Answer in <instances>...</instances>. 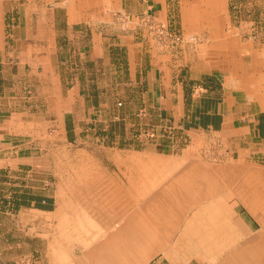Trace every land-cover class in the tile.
Wrapping results in <instances>:
<instances>
[{
  "label": "crops",
  "instance_id": "1",
  "mask_svg": "<svg viewBox=\"0 0 264 264\" xmlns=\"http://www.w3.org/2000/svg\"><path fill=\"white\" fill-rule=\"evenodd\" d=\"M171 9L169 0H0V81L10 86L0 94V151L29 153L15 155L10 168L28 169L29 180L34 173V180L46 185L47 155L33 159L30 154L47 151L45 144L28 146L19 141L21 136L53 135L63 141L70 136L75 145L95 129L106 135L114 121L124 124L125 114L115 120L100 113L111 103L103 95L112 85L136 96L137 100L122 98L124 106L135 100L137 108L165 115L186 134L220 133L238 152L264 156V42L259 35L229 27L228 0H184L179 17L183 34L176 43L183 52L178 57L147 40L137 27L121 30L115 21L122 14L148 13L175 25ZM194 31L203 35L201 42L188 46L191 40L185 36ZM196 81L201 88L187 96L184 86ZM238 162L233 167H246L248 172L229 177L231 191L220 192V183L229 178L219 181L215 175L216 181H205L209 187L187 183L190 191L186 190H197V198L188 192L160 195L151 215L184 216L177 220L168 245L160 244L159 227L149 228L151 239L141 245L147 231L143 223L129 232L123 222L110 223L99 239L72 245L71 253L56 240L54 245L40 240L38 246L48 255L39 263L264 264V175H256L264 172V164ZM236 184L249 186L235 190ZM42 190L37 188L39 195L24 190L17 206L28 208L15 206L8 212L9 225L25 228L27 220L19 215L23 212L31 221H47L51 197ZM181 199L200 203L191 202L188 208L181 203L160 206ZM113 235L119 236L115 243ZM21 241L31 248L25 233ZM133 246L151 249L152 256L144 261Z\"/></svg>",
  "mask_w": 264,
  "mask_h": 264
},
{
  "label": "rangeland",
  "instance_id": "2",
  "mask_svg": "<svg viewBox=\"0 0 264 264\" xmlns=\"http://www.w3.org/2000/svg\"><path fill=\"white\" fill-rule=\"evenodd\" d=\"M169 4L172 8L171 20L175 25L173 22L169 23L168 19L164 20L158 15L148 13L135 17L122 14L118 15L115 21L122 27L121 30L137 27L147 40H153L160 48L162 47V50L178 57L183 51L171 43L177 39L178 43H181L183 31L180 29L179 17L184 0H169ZM228 10L231 20L229 27L236 28L240 33L250 32L252 36L259 35L260 42H264V0H228ZM156 30L165 38L162 43H158L149 35ZM202 36L198 31L190 32L185 37L194 42L186 43L188 46L190 43L199 44ZM189 51L188 55H191ZM104 82H107V79L101 81ZM200 84L199 81L186 84L185 94L194 95L196 89L201 88ZM9 87L6 82L0 81V94ZM103 96L111 100V103L103 105L100 113L106 112L115 120L125 114L127 119L124 124H120L119 120L114 121L116 123L113 129L111 128L106 135L95 129L88 137L81 136L79 140L77 139L75 145L70 141V136L67 139L64 137V141L53 135L21 136L23 139H19L28 146H35L36 143L45 144L47 151L42 153L32 151L30 154L33 159L39 154L47 155L48 184L39 185L38 180H34V173L33 178L29 180L28 169L17 171L10 168L15 155L24 156L29 154L28 152L17 153L10 148L0 151V264H42L43 262H39L41 258L45 261L48 250L38 246L40 240H46L52 245L56 240L58 245H63L64 249L71 253L72 245H87L99 239L104 233L105 224L107 226L110 223L123 222L128 225V232L136 224L143 223L147 231L143 234L144 241L138 242L141 245L142 243L148 245L151 239L149 228L156 226L157 230L159 227L160 244L168 245L171 233L176 229L175 225H179L177 220L184 216L151 215L153 207L161 201L159 200L161 194L169 197L175 192H188L197 198L199 195L197 190H194V194L189 192L190 187L187 185L189 181H193L192 186L198 189L202 186L209 187V183L205 181H216L215 175L219 181L233 175L244 176L248 168L233 167L239 163L238 160L246 159L257 165L264 164L263 155L238 152L230 139L220 133L204 132L189 135L175 127L173 121L165 115L146 110H144L146 113L143 112L140 105L137 108L136 96L119 86L112 85ZM130 96L135 99L134 103L124 106L122 98ZM125 128L128 130L127 135ZM65 139L71 144L65 142ZM256 175L263 176L264 172L256 171ZM228 180L220 183V192L232 190L230 178ZM239 186L248 188L249 185L236 184L234 189H238ZM37 188L43 189L42 195L51 197L47 221L43 218L31 221L30 215L25 212L19 214L17 211L21 220H27L25 228L9 225V216L6 215L8 212H13L15 206L16 210L28 208L17 206L18 201L24 197L22 195L24 190L39 195ZM14 195L16 197H13ZM11 196L13 198H10ZM191 202L192 205L200 203L196 199L190 201L181 199L165 201L164 205L160 206L175 207L174 205L181 203L188 208ZM108 211L112 213L111 216L105 215ZM154 220L159 224L155 225ZM24 233L27 239L30 238L31 248L23 247L21 240ZM113 237V241L119 238L114 235ZM133 248L144 257V261L152 256L149 248L142 249L139 246ZM128 255L136 257L135 252L129 250Z\"/></svg>",
  "mask_w": 264,
  "mask_h": 264
},
{
  "label": "built area",
  "instance_id": "3",
  "mask_svg": "<svg viewBox=\"0 0 264 264\" xmlns=\"http://www.w3.org/2000/svg\"><path fill=\"white\" fill-rule=\"evenodd\" d=\"M161 33H159V30H156L154 32H150L149 35H152L154 37V40L157 41L158 43H162V41L165 39L164 37H161L160 35ZM172 41V40H171ZM179 40L177 39V41H173L171 44H176ZM191 41L194 42V40L191 39ZM166 47H168V44H166Z\"/></svg>",
  "mask_w": 264,
  "mask_h": 264
}]
</instances>
